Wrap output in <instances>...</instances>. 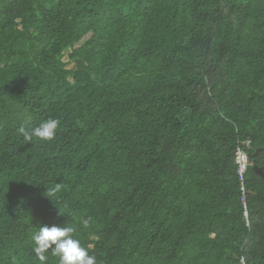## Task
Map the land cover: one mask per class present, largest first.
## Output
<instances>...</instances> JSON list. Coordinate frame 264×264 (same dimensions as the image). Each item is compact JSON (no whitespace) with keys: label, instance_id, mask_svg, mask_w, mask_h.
Returning <instances> with one entry per match:
<instances>
[{"label":"trees","instance_id":"1","mask_svg":"<svg viewBox=\"0 0 264 264\" xmlns=\"http://www.w3.org/2000/svg\"><path fill=\"white\" fill-rule=\"evenodd\" d=\"M254 166L264 0H0V264H40L54 223L97 264H264Z\"/></svg>","mask_w":264,"mask_h":264},{"label":"clouds","instance_id":"2","mask_svg":"<svg viewBox=\"0 0 264 264\" xmlns=\"http://www.w3.org/2000/svg\"><path fill=\"white\" fill-rule=\"evenodd\" d=\"M60 120L48 118L41 121L36 127L27 129L25 126L18 128L19 135L25 143H31L35 138L41 142H50L55 139ZM62 185L56 183L50 194L60 191ZM83 228L90 225V218L80 221ZM77 229L67 223L41 224L32 234L33 251L40 264H46L48 253L58 258V264H97L96 257L89 254L88 248L82 245L80 239L74 235Z\"/></svg>","mask_w":264,"mask_h":264},{"label":"built area","instance_id":"3","mask_svg":"<svg viewBox=\"0 0 264 264\" xmlns=\"http://www.w3.org/2000/svg\"><path fill=\"white\" fill-rule=\"evenodd\" d=\"M249 142L245 145L246 149L249 148ZM235 163L238 167V176L240 181L243 180V176L247 170V167L249 165V157L248 154L245 150L242 148L238 147L235 155Z\"/></svg>","mask_w":264,"mask_h":264},{"label":"rangeland","instance_id":"4","mask_svg":"<svg viewBox=\"0 0 264 264\" xmlns=\"http://www.w3.org/2000/svg\"><path fill=\"white\" fill-rule=\"evenodd\" d=\"M63 61L67 63V68H70V67H73V63L69 61L68 59V53L67 52H64L63 54Z\"/></svg>","mask_w":264,"mask_h":264},{"label":"water","instance_id":"5","mask_svg":"<svg viewBox=\"0 0 264 264\" xmlns=\"http://www.w3.org/2000/svg\"><path fill=\"white\" fill-rule=\"evenodd\" d=\"M253 169H254L256 172H259L260 174H262L263 177H264V174L261 172V169H257L255 166L253 167Z\"/></svg>","mask_w":264,"mask_h":264}]
</instances>
